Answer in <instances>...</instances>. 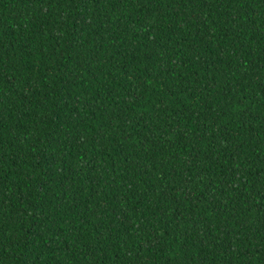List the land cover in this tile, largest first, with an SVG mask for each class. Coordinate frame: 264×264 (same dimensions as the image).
I'll return each instance as SVG.
<instances>
[{
  "label": "trees",
  "instance_id": "obj_1",
  "mask_svg": "<svg viewBox=\"0 0 264 264\" xmlns=\"http://www.w3.org/2000/svg\"><path fill=\"white\" fill-rule=\"evenodd\" d=\"M0 264H264V0H0Z\"/></svg>",
  "mask_w": 264,
  "mask_h": 264
}]
</instances>
